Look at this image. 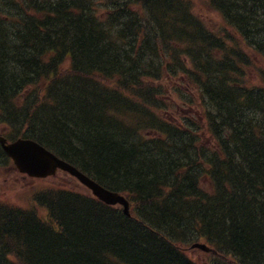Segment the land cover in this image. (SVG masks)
Segmentation results:
<instances>
[{
	"label": "trees",
	"instance_id": "1",
	"mask_svg": "<svg viewBox=\"0 0 264 264\" xmlns=\"http://www.w3.org/2000/svg\"><path fill=\"white\" fill-rule=\"evenodd\" d=\"M205 1L0 0V125L131 202L0 200V264H264V0Z\"/></svg>",
	"mask_w": 264,
	"mask_h": 264
},
{
	"label": "water",
	"instance_id": "2",
	"mask_svg": "<svg viewBox=\"0 0 264 264\" xmlns=\"http://www.w3.org/2000/svg\"><path fill=\"white\" fill-rule=\"evenodd\" d=\"M0 142L6 154L15 162L19 172L33 178H47L56 175L60 169L64 170L78 178L84 185L90 188L100 200L110 205L121 204L125 207L124 212L129 214V203L124 197L103 188L38 143L32 140L20 139L14 143L8 144L1 136ZM193 248H198L205 252L210 251L204 244H195Z\"/></svg>",
	"mask_w": 264,
	"mask_h": 264
},
{
	"label": "rangeland",
	"instance_id": "3",
	"mask_svg": "<svg viewBox=\"0 0 264 264\" xmlns=\"http://www.w3.org/2000/svg\"><path fill=\"white\" fill-rule=\"evenodd\" d=\"M197 10H200L198 5ZM203 14L208 17H219L212 12ZM51 187H64L75 191L85 190L77 180L64 172H59L57 176L45 180L30 179L19 173L12 163H6L0 156V200L26 206L32 195L38 191L37 189ZM190 255L200 264L207 262V257L201 255V251H193Z\"/></svg>",
	"mask_w": 264,
	"mask_h": 264
},
{
	"label": "bare ground",
	"instance_id": "4",
	"mask_svg": "<svg viewBox=\"0 0 264 264\" xmlns=\"http://www.w3.org/2000/svg\"><path fill=\"white\" fill-rule=\"evenodd\" d=\"M191 2H192V0H191ZM60 30V28L59 27H56L54 30H53V32H58ZM64 35H71V34H69V33H66V34H64ZM61 45H62V47L63 48H66V47H70V43H69V41H63L62 43H61ZM87 46H88V48L91 50V51H93L94 53H95V51L97 52V53H99L100 51H104L103 52V57H106V56H113V53H112V51H108V49L106 48V46L102 43V44H97L94 40H89L88 42H87ZM101 53V52H100ZM71 66V65H73L70 61H66V63L64 64V66ZM87 92L88 91H86V88H83L81 91L79 90V92L76 94V95H78V94H80V96H85V95H87ZM85 94V95H84ZM75 97V96H74ZM61 98V97H60ZM83 117H81V116H79V117H77V118H75L74 117V115L73 116H71L70 117V119L69 120H71V121H69V123H67L68 125L66 126V128L67 129H69V131L68 130H66L67 132H66V134H68L69 136H72V135H74V134H76V133H79L78 131H80V127H79V125L77 124V122H79V121H81V119H82ZM51 120V118L50 117H44L43 119H42V121L44 122V123H47V122H49ZM74 133V134H73ZM75 145L77 146V144L75 143ZM229 197H234V194H229L228 195ZM148 203H149V201H148ZM152 203V202H151ZM245 205L248 207V208H250L251 210H253L255 213H257L256 215H257V217H260L261 215H264V205L263 206H260V207H256V206H254L255 204H253V202H251V200H249V202H247V203H245ZM251 212V211H250ZM250 212H249V214H250ZM248 213H246V212H244V214H243V216H242V218H248V217H251L250 215H249ZM260 219H262V218H258L257 220H260Z\"/></svg>",
	"mask_w": 264,
	"mask_h": 264
}]
</instances>
